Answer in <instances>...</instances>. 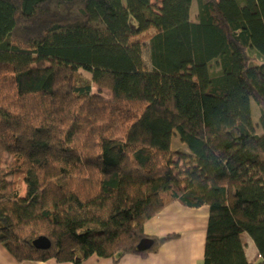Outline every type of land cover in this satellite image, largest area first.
I'll return each mask as SVG.
<instances>
[{
	"label": "trees",
	"instance_id": "obj_1",
	"mask_svg": "<svg viewBox=\"0 0 264 264\" xmlns=\"http://www.w3.org/2000/svg\"><path fill=\"white\" fill-rule=\"evenodd\" d=\"M174 202L206 207L203 264H264V0H0L7 252L147 258Z\"/></svg>",
	"mask_w": 264,
	"mask_h": 264
},
{
	"label": "crops",
	"instance_id": "obj_2",
	"mask_svg": "<svg viewBox=\"0 0 264 264\" xmlns=\"http://www.w3.org/2000/svg\"><path fill=\"white\" fill-rule=\"evenodd\" d=\"M206 218V207L185 208L178 202H174L159 211L144 226L147 234L159 236L168 233L177 234L176 237L166 240L158 252L147 258L125 255L117 262L109 259L91 258L83 264H203ZM245 253L248 259H251L256 253V248L250 238L245 239ZM0 264L56 263L52 260L17 262L0 243Z\"/></svg>",
	"mask_w": 264,
	"mask_h": 264
},
{
	"label": "water",
	"instance_id": "obj_3",
	"mask_svg": "<svg viewBox=\"0 0 264 264\" xmlns=\"http://www.w3.org/2000/svg\"><path fill=\"white\" fill-rule=\"evenodd\" d=\"M151 240L148 238H144L142 240H140V242L137 245V249L138 250H145L148 248V246L150 245ZM32 244L34 247L38 248V249H46L49 247L50 242L46 237H38L36 239H34L32 241Z\"/></svg>",
	"mask_w": 264,
	"mask_h": 264
},
{
	"label": "rangeland",
	"instance_id": "obj_4",
	"mask_svg": "<svg viewBox=\"0 0 264 264\" xmlns=\"http://www.w3.org/2000/svg\"><path fill=\"white\" fill-rule=\"evenodd\" d=\"M193 13H194V12H193ZM102 92H103V94H105L106 96H108V92H107L106 90H102ZM253 103H254V101L251 100V112L254 111V115H255V117H256V115L258 116V111H257L256 106L253 105ZM20 194H21V195H27V194H28V187H27L26 184H23V186H22V190H21ZM170 216H171V215H170ZM164 235H165V234H164ZM242 238H243V239H246V238L248 239V236L245 235V234H243ZM255 254H256V253H255Z\"/></svg>",
	"mask_w": 264,
	"mask_h": 264
}]
</instances>
